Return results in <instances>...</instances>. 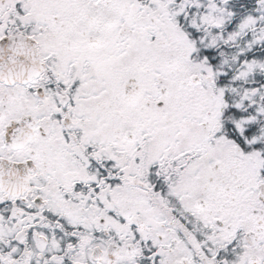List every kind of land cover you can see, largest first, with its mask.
<instances>
[{
  "label": "snow or ice",
  "instance_id": "obj_1",
  "mask_svg": "<svg viewBox=\"0 0 264 264\" xmlns=\"http://www.w3.org/2000/svg\"><path fill=\"white\" fill-rule=\"evenodd\" d=\"M0 264H264V0H0Z\"/></svg>",
  "mask_w": 264,
  "mask_h": 264
}]
</instances>
